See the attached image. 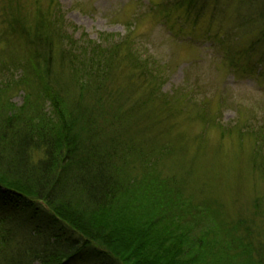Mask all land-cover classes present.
Returning a JSON list of instances; mask_svg holds the SVG:
<instances>
[{
	"label": "rangeland",
	"instance_id": "rangeland-1",
	"mask_svg": "<svg viewBox=\"0 0 264 264\" xmlns=\"http://www.w3.org/2000/svg\"><path fill=\"white\" fill-rule=\"evenodd\" d=\"M53 28L74 42L53 40L47 65L70 96L58 55L104 49L110 74L100 95L113 116L100 123L130 147L125 174L177 182L185 201L217 209L213 226L232 250L248 238L230 228L242 220L247 242L261 248L254 259L264 258V0H0V84L11 105L25 97V35L54 37ZM42 49L45 58V40Z\"/></svg>",
	"mask_w": 264,
	"mask_h": 264
},
{
	"label": "trees",
	"instance_id": "trees-1",
	"mask_svg": "<svg viewBox=\"0 0 264 264\" xmlns=\"http://www.w3.org/2000/svg\"><path fill=\"white\" fill-rule=\"evenodd\" d=\"M51 31L54 37H43L47 29L25 35L30 68L23 71L20 107L10 104L8 84H0V264H264L254 259L261 248L247 242L250 228L242 220L230 228H243L248 238L232 250L213 226L217 209L185 201L177 182L125 174L130 147L101 121L113 116L100 95L110 74L104 49L78 46L58 55L72 74L70 96L47 65L53 40L74 42ZM116 97L118 91L110 95ZM219 226L226 234L227 225Z\"/></svg>",
	"mask_w": 264,
	"mask_h": 264
}]
</instances>
